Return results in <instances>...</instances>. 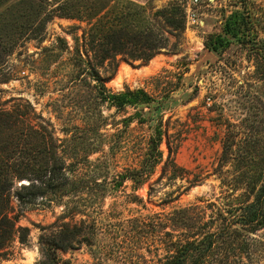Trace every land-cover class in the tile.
I'll return each instance as SVG.
<instances>
[{"label": "rangeland", "instance_id": "1", "mask_svg": "<svg viewBox=\"0 0 264 264\" xmlns=\"http://www.w3.org/2000/svg\"><path fill=\"white\" fill-rule=\"evenodd\" d=\"M190 1L10 0L0 7V111L21 113L75 164L66 194L55 201L25 205L15 193L28 181L17 182V231L0 250V264H50L46 245L66 225L81 232L73 249L58 252V264H160L179 245L224 229L202 264H264V228L232 224L264 172V0H204L199 27L187 23ZM67 2L81 9L80 18L59 17ZM102 5L129 13L143 31L153 25L166 46L148 62L123 54L102 60L90 42L97 20L89 19ZM171 8L184 18L183 31L155 16ZM243 9L257 18V49L235 41L210 51L225 19ZM80 56L85 61L77 64ZM87 68L109 91L142 89L160 109L102 104ZM157 128L158 165L145 168L143 184L118 186L120 175L143 167Z\"/></svg>", "mask_w": 264, "mask_h": 264}, {"label": "trees", "instance_id": "2", "mask_svg": "<svg viewBox=\"0 0 264 264\" xmlns=\"http://www.w3.org/2000/svg\"><path fill=\"white\" fill-rule=\"evenodd\" d=\"M10 0H0V7ZM246 0H241L243 6ZM93 9V8H91ZM174 9V8H173ZM166 9L156 13L155 16L163 15L168 26L183 31L184 18L177 19V11ZM96 10V9H95ZM59 17L80 18L81 9L67 2L58 7ZM92 12V10L90 11ZM129 13L115 11L108 5H102L90 20L96 19L90 30L91 47L100 49L102 60H106L117 54L127 55L130 59L150 61L167 44L166 36L155 30L153 25L143 31L128 19ZM51 17H47L44 26ZM257 18L252 11H233L222 25V31L214 35L207 47L214 53H221L233 42H240L251 49H257L258 34L255 32ZM133 24V25H132ZM62 41V39H59ZM264 41V40H263ZM95 44V45H94ZM250 49V50H251ZM260 50V56L264 62V50ZM78 52V51H77ZM82 56L78 62H84ZM88 78L96 81L95 85L98 97L102 104H108L117 111H124L128 107L150 108L159 110V102L152 98L142 89H126L123 92L114 93L107 89L101 76L95 68L86 69ZM140 117V113L136 114ZM136 115L124 119L125 126H129ZM22 114L14 116L11 112L0 111V250L4 249L15 237L17 231L18 215L13 216L11 207V192L19 181H28L16 190L18 200L25 205L30 204L37 198H49L55 201L64 196L68 188V173L74 172L75 164L68 165L66 158L58 152L57 146L51 135L22 119ZM141 117L139 122H144ZM162 131L157 128L155 135L149 140L148 152L143 167L139 170H128L120 175L118 186L126 181L143 184L147 179L146 167H156L162 157L160 145L162 142ZM149 163V165H147ZM263 180V181H262ZM263 182L257 189V183ZM251 193L254 194L252 202L238 207L241 211L238 219L232 224L243 227H251L254 232L264 228V172L260 179L252 184ZM231 229V228H230ZM226 229L218 233L206 234L199 241H187L179 245L175 254L160 264H202L211 253L213 247L226 234ZM81 229L77 226H62L54 235L53 240L47 243L46 255L50 264H58L59 251L73 249V240L80 234Z\"/></svg>", "mask_w": 264, "mask_h": 264}, {"label": "built area", "instance_id": "3", "mask_svg": "<svg viewBox=\"0 0 264 264\" xmlns=\"http://www.w3.org/2000/svg\"><path fill=\"white\" fill-rule=\"evenodd\" d=\"M190 6L187 10V23L188 25L202 26L203 22L200 19V12L204 7V0H191Z\"/></svg>", "mask_w": 264, "mask_h": 264}]
</instances>
